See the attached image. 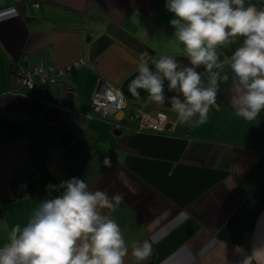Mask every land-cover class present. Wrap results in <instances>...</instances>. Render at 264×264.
Here are the masks:
<instances>
[{
    "label": "crops",
    "instance_id": "1",
    "mask_svg": "<svg viewBox=\"0 0 264 264\" xmlns=\"http://www.w3.org/2000/svg\"><path fill=\"white\" fill-rule=\"evenodd\" d=\"M173 18L165 0H0V246L46 198L45 172L52 185L76 177L90 190L123 194L111 215L130 250L151 245L141 264H264V110L253 121L236 115L227 66L230 79L198 127L178 122L166 83L163 105L128 91L141 61L171 55L187 63ZM238 44L222 48V59ZM77 58L85 63L59 81L64 103L11 84L10 63L51 68ZM100 79L119 88L129 109L168 113L170 127H116L121 110L111 120L97 116L90 99ZM125 264H136L130 252Z\"/></svg>",
    "mask_w": 264,
    "mask_h": 264
},
{
    "label": "clouds",
    "instance_id": "2",
    "mask_svg": "<svg viewBox=\"0 0 264 264\" xmlns=\"http://www.w3.org/2000/svg\"><path fill=\"white\" fill-rule=\"evenodd\" d=\"M173 14L169 21L187 63L174 56L141 61L128 91L141 100L147 93L157 105L165 103L167 90L171 108L180 124L198 127L207 122L216 104L220 83L230 79L231 104L237 116L253 121L264 110V7L246 0H165ZM239 40L230 57L222 59V48ZM208 75L207 82L198 69ZM103 167L110 168L105 157ZM46 198L39 201L27 222L14 225L0 246V264H125L131 256L136 264L152 254L149 243L133 242L131 250L121 226L111 213L123 203V194L112 196L90 190L76 177L46 185ZM56 195H53V193Z\"/></svg>",
    "mask_w": 264,
    "mask_h": 264
},
{
    "label": "built area",
    "instance_id": "3",
    "mask_svg": "<svg viewBox=\"0 0 264 264\" xmlns=\"http://www.w3.org/2000/svg\"><path fill=\"white\" fill-rule=\"evenodd\" d=\"M85 63L83 58H77L63 67L43 68L41 65L21 67L11 80L13 88L25 91L38 90L41 84L59 82L66 71L75 66ZM90 105L92 111L99 117L105 119L114 118L118 110L124 112L121 119H114L113 125L130 127L136 131L163 133L169 127V116L163 110L146 111L144 109H129L130 104L122 92L106 80L100 79L92 91ZM127 109V111H125ZM39 175V169L36 172Z\"/></svg>",
    "mask_w": 264,
    "mask_h": 264
},
{
    "label": "water",
    "instance_id": "4",
    "mask_svg": "<svg viewBox=\"0 0 264 264\" xmlns=\"http://www.w3.org/2000/svg\"><path fill=\"white\" fill-rule=\"evenodd\" d=\"M26 66H23V65L21 66L15 62V63H10L8 65V68L10 69L11 72H13V74H15L18 69H20L21 67H26ZM38 92L39 93L43 92L44 93L43 95L46 98L51 97V98H53V100H55L57 102H61V103H64L66 100V97H67V95L65 94V87H64V84L62 82L52 83V85H49L47 83L41 84L38 87ZM118 114H119L118 116L120 118L122 116V111H120ZM118 133H119V131H118Z\"/></svg>",
    "mask_w": 264,
    "mask_h": 264
},
{
    "label": "trees",
    "instance_id": "5",
    "mask_svg": "<svg viewBox=\"0 0 264 264\" xmlns=\"http://www.w3.org/2000/svg\"><path fill=\"white\" fill-rule=\"evenodd\" d=\"M18 8L21 9V10L23 11V8H24L23 4H22V3H19V4H18ZM27 18H28V17H27ZM42 174H43V177H39V180L41 181L40 183H41V186H42V190H43V191H46V190H45V186H46V185H52L53 181L49 179L47 173H45V172L43 173V172H42V173H41V176H42Z\"/></svg>",
    "mask_w": 264,
    "mask_h": 264
}]
</instances>
